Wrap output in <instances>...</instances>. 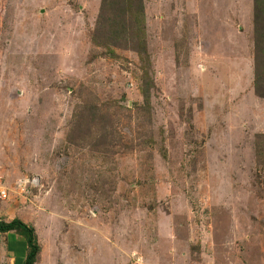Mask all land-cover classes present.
<instances>
[{
  "label": "rangeland",
  "instance_id": "374dc122",
  "mask_svg": "<svg viewBox=\"0 0 264 264\" xmlns=\"http://www.w3.org/2000/svg\"><path fill=\"white\" fill-rule=\"evenodd\" d=\"M102 1L0 0V216L36 264H264L254 0H144L143 109L131 36L93 39Z\"/></svg>",
  "mask_w": 264,
  "mask_h": 264
},
{
  "label": "trees",
  "instance_id": "16d2710c",
  "mask_svg": "<svg viewBox=\"0 0 264 264\" xmlns=\"http://www.w3.org/2000/svg\"><path fill=\"white\" fill-rule=\"evenodd\" d=\"M123 5L119 10L121 11L119 15H116L118 20H115L110 14V5L116 6ZM145 6L144 0H103L101 5L100 17L98 20V26L96 31L92 33L93 39L97 44L103 45L106 43L108 46V39L113 36L120 38L121 34H128L131 36V43L134 44V48L140 55L142 64V85L140 87L144 104L143 106L151 105V88L154 86L153 77L150 75L152 72V62L149 59L148 53V43H147V33H146V19H145ZM108 13V14H107ZM254 34H255V46H256V58L259 65V58L262 54L264 58V0H254ZM99 33H102L101 40ZM106 40V42H105ZM263 47V48H262ZM114 53V50L111 48ZM256 63V73H255V90L260 97H264V70H261ZM102 109L97 106L92 108L91 115L93 114L96 120H100L101 117L96 111H101ZM82 111L75 115V119L78 122V126H81ZM82 134V133H81ZM80 134V135H81ZM15 231L24 238L26 253L25 260L22 264H36L38 256L42 250L41 244L38 239V235L34 225L26 223L23 219L19 217H14L10 220H6L0 216V233Z\"/></svg>",
  "mask_w": 264,
  "mask_h": 264
},
{
  "label": "crops",
  "instance_id": "0c3cea01",
  "mask_svg": "<svg viewBox=\"0 0 264 264\" xmlns=\"http://www.w3.org/2000/svg\"><path fill=\"white\" fill-rule=\"evenodd\" d=\"M24 221L28 223L27 220H24ZM3 233H7L6 234L7 241H6L5 250L1 251L2 261H4V264H22L25 260V256H23V258L20 259V256L17 255V245H19V248H22L24 252L26 253V249H25L26 244L24 242V238L20 234H17L15 231L3 232ZM10 238H13L12 242Z\"/></svg>",
  "mask_w": 264,
  "mask_h": 264
},
{
  "label": "built area",
  "instance_id": "2783aa9c",
  "mask_svg": "<svg viewBox=\"0 0 264 264\" xmlns=\"http://www.w3.org/2000/svg\"><path fill=\"white\" fill-rule=\"evenodd\" d=\"M26 182H30V180L29 179H26V180H24V182L23 181H21V184L23 185L24 183H26ZM7 193H8V187H6L4 184H2L1 183V181H0V198L1 199H5V198H7Z\"/></svg>",
  "mask_w": 264,
  "mask_h": 264
}]
</instances>
